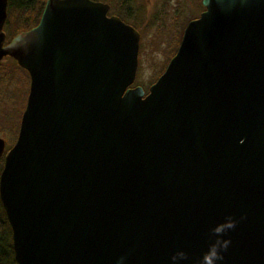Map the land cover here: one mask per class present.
Instances as JSON below:
<instances>
[{"label": "water", "instance_id": "95a60500", "mask_svg": "<svg viewBox=\"0 0 264 264\" xmlns=\"http://www.w3.org/2000/svg\"><path fill=\"white\" fill-rule=\"evenodd\" d=\"M202 2L146 93L109 2L47 0L6 43L0 0V60L31 78L0 136L19 264H264V0Z\"/></svg>", "mask_w": 264, "mask_h": 264}, {"label": "rangeland", "instance_id": "374dc122", "mask_svg": "<svg viewBox=\"0 0 264 264\" xmlns=\"http://www.w3.org/2000/svg\"><path fill=\"white\" fill-rule=\"evenodd\" d=\"M202 1L131 0L125 7L111 2L109 13L119 11L121 15H117L140 31L139 66L133 85H142L148 91L166 68L169 57L177 51L187 23L205 9ZM20 16L8 21V9L4 27L7 42L23 31L13 34ZM30 82L29 72L16 59L0 60V135L6 139L7 148L12 145L10 142L14 144L17 140Z\"/></svg>", "mask_w": 264, "mask_h": 264}, {"label": "trees", "instance_id": "16d2710c", "mask_svg": "<svg viewBox=\"0 0 264 264\" xmlns=\"http://www.w3.org/2000/svg\"><path fill=\"white\" fill-rule=\"evenodd\" d=\"M46 1L47 0H9L8 21L11 19L13 20L16 15H21L20 16L21 20H19L18 24L16 25L13 34L21 30L23 31L28 30L33 26H35L41 18ZM103 1L109 2L110 4H112L111 3L112 1H115V3L118 2L119 5L125 7L129 4L131 0H103ZM12 13H14L15 15L13 14V16H11ZM113 13L121 15L119 11L114 10ZM10 143H12L13 145V141ZM3 165H4V158H0V170L3 168ZM0 264H19L15 257L12 227L8 220L7 213L5 211L1 197H0Z\"/></svg>", "mask_w": 264, "mask_h": 264}, {"label": "flooded vegetation", "instance_id": "af4514ba", "mask_svg": "<svg viewBox=\"0 0 264 264\" xmlns=\"http://www.w3.org/2000/svg\"><path fill=\"white\" fill-rule=\"evenodd\" d=\"M4 27H5V26H4ZM4 30H5V29H4ZM8 42H9V41H8ZM180 42H181V41H180ZM6 43H7V40H6ZM7 57H11V56H5L4 58H7ZM4 58H3V59H4ZM3 59H2V60H3ZM0 136H1V135H0ZM3 138H4V137H3ZM4 139H5V138H4ZM5 141H6V139H5ZM6 147H7V143H6ZM9 148H10V147H9ZM6 149H8V148H6ZM1 158H4V157H1ZM4 160H5V158H4ZM1 170H2V169H1ZM0 173H1V172H0Z\"/></svg>", "mask_w": 264, "mask_h": 264}, {"label": "clouds", "instance_id": "9594fccd", "mask_svg": "<svg viewBox=\"0 0 264 264\" xmlns=\"http://www.w3.org/2000/svg\"><path fill=\"white\" fill-rule=\"evenodd\" d=\"M205 259L207 260V257H205Z\"/></svg>", "mask_w": 264, "mask_h": 264}, {"label": "bare ground", "instance_id": "6f19581e", "mask_svg": "<svg viewBox=\"0 0 264 264\" xmlns=\"http://www.w3.org/2000/svg\"><path fill=\"white\" fill-rule=\"evenodd\" d=\"M176 52H177V51H176ZM176 52H175V53H176ZM174 55H175V54H174ZM174 55H173V56H174Z\"/></svg>", "mask_w": 264, "mask_h": 264}]
</instances>
